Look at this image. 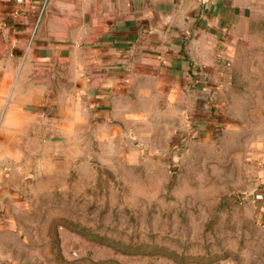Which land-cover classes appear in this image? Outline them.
<instances>
[{"label": "rangeland", "instance_id": "374dc122", "mask_svg": "<svg viewBox=\"0 0 264 264\" xmlns=\"http://www.w3.org/2000/svg\"><path fill=\"white\" fill-rule=\"evenodd\" d=\"M224 81L214 101L226 124L211 136L196 83L181 115L146 101L130 124L84 117L67 147L25 151L18 204L0 214V263L264 264V233L243 212L258 198L238 188L256 172L252 126H264V36Z\"/></svg>", "mask_w": 264, "mask_h": 264}, {"label": "crops", "instance_id": "0c3cea01", "mask_svg": "<svg viewBox=\"0 0 264 264\" xmlns=\"http://www.w3.org/2000/svg\"><path fill=\"white\" fill-rule=\"evenodd\" d=\"M259 36L264 0H0V214L18 204L19 157L67 147L84 117L127 125L148 115L135 108L158 109L162 99L181 115L204 83L207 136L222 130L214 97ZM252 130L256 172L238 188L258 198L243 212L264 233V135H255L264 126Z\"/></svg>", "mask_w": 264, "mask_h": 264}, {"label": "trees", "instance_id": "16d2710c", "mask_svg": "<svg viewBox=\"0 0 264 264\" xmlns=\"http://www.w3.org/2000/svg\"><path fill=\"white\" fill-rule=\"evenodd\" d=\"M94 238L99 239V236H98V235H95ZM105 240H107V239H105ZM112 243H113V245H115V247H116V243H117V242L113 241ZM125 246H126V245H124V248H125Z\"/></svg>", "mask_w": 264, "mask_h": 264}, {"label": "built area", "instance_id": "2783aa9c", "mask_svg": "<svg viewBox=\"0 0 264 264\" xmlns=\"http://www.w3.org/2000/svg\"><path fill=\"white\" fill-rule=\"evenodd\" d=\"M196 1H199V2H204L205 0H196Z\"/></svg>", "mask_w": 264, "mask_h": 264}, {"label": "water", "instance_id": "95a60500", "mask_svg": "<svg viewBox=\"0 0 264 264\" xmlns=\"http://www.w3.org/2000/svg\"><path fill=\"white\" fill-rule=\"evenodd\" d=\"M207 1V0H206Z\"/></svg>", "mask_w": 264, "mask_h": 264}]
</instances>
